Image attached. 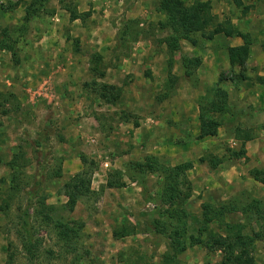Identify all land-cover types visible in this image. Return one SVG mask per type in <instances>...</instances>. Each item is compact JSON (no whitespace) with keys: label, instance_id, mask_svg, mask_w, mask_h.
Wrapping results in <instances>:
<instances>
[{"label":"rangeland","instance_id":"rangeland-1","mask_svg":"<svg viewBox=\"0 0 264 264\" xmlns=\"http://www.w3.org/2000/svg\"><path fill=\"white\" fill-rule=\"evenodd\" d=\"M30 1L0 0V39L1 31L8 30L11 39L7 40L12 42L16 50L13 55L7 49H0V107L8 110L6 114L0 115V264H6L9 254L13 256L12 264H161L163 254L168 251L167 239L153 230L157 221L162 219V210L165 208L159 200L162 176L160 173H146L131 177V162L141 161L151 154L141 153L145 147L134 143L131 147V144L127 143L129 139L132 142V137L137 136L133 133L136 130L134 127L141 121L149 125V130H160L165 124L168 125L167 117L166 122L162 121L165 115L154 114L153 107L154 103L158 106L160 101L169 100L175 90V86L171 87L167 78L169 54L163 41L171 31L159 25L165 19V15L156 9L159 0H47L43 11L32 18L27 30L22 32L17 28L23 22ZM179 1L188 5L195 0ZM201 1L209 2L214 20L203 31L193 33L195 44L180 40L179 49L173 54L172 66L173 72L175 58L179 57L184 72L186 69L190 72L189 76L184 74L183 77L191 86V92L200 93L197 100L195 99L197 104L207 88L214 83L210 82L208 75L200 81L196 73L200 56L216 50L221 56L223 42L227 44L226 41H221L222 36H226L223 32L208 37L209 32L216 24L226 21L237 29L232 19H247L249 13H255V8L252 7L254 0H240V4H237L236 0ZM257 1L264 7V0ZM247 6L248 9H245ZM66 8H76L77 12H87L89 15L70 20V13ZM250 8L253 11H250ZM259 15V18H264V12ZM89 29L94 31L91 33ZM105 32L111 37L114 36L110 53L104 52L103 56L98 51L90 53L89 49L84 51L79 48L81 37H103ZM244 33L249 34V31ZM56 37L66 38L70 45L62 42L55 44V49L58 46L55 52L68 48L67 51L81 52L86 58L80 60L67 55V58L51 61L50 67L47 68L50 71L47 74L39 73L41 78L35 79L36 75L32 71L25 75L22 63H29L27 66L35 68L36 71L45 68L39 64L37 56L44 53V49L46 52H49V49L53 51L51 46L54 44L50 40ZM250 40L249 48L254 43L252 37ZM261 47L264 48V43ZM227 48L225 53L228 57ZM138 51H144L143 56L148 54L146 60L140 61L139 64H136V61L128 64L129 55H136L140 53ZM95 54L101 57L96 64L92 60ZM119 57H123L122 60ZM196 60H199V64ZM118 61L125 64V70L122 71L120 67L116 73L108 72L107 68H114ZM186 62H189L187 68ZM75 66L85 68L86 72L73 83L80 84L87 95L91 94L95 100L98 99L99 102L93 108H66L55 95V77ZM91 68L97 70L92 71ZM127 69L129 73L126 74ZM238 70V67H230L220 73L233 77ZM98 72H103L104 75L100 77ZM177 80L178 76L176 83ZM102 82L118 88L117 93L115 92V103L105 102L95 94L96 83ZM224 82L222 86L225 88ZM132 86L135 88L133 90L140 94L139 105L136 104L137 101L130 99L129 91ZM179 89L181 100H185L183 96H186V89L183 86ZM168 90L169 93L165 95ZM169 103L165 107L161 105V109L168 110ZM112 106L115 110L111 115V111L107 109L112 110ZM214 116L216 117V114ZM65 117H69L76 127L70 124L69 129L64 128ZM108 119L111 121L109 124L106 121ZM122 122L134 125L130 133L126 132L129 139L124 141L125 146L122 149V152L129 155L127 160L112 155L106 140L110 129L118 127ZM233 131L234 133L230 131L229 135H235L237 130ZM41 132L47 139L39 147L37 142ZM74 132L76 136L71 135L70 138L69 135ZM65 133L69 140L64 137ZM242 136L243 134L239 137L236 147L226 145L224 158H232V151L239 150L244 143ZM63 147L68 148L64 150ZM262 147L264 156V146ZM81 155L97 164L91 176L93 193L81 197L74 210L69 211L63 207L66 201L63 184L82 168ZM210 155L206 154L205 158ZM77 157L79 169L76 170L72 159ZM13 158L17 163L12 167L10 161ZM160 162L172 166L161 160ZM244 163L249 165L247 156ZM253 168L264 169V157ZM14 175L15 182L11 181ZM252 180L254 183L255 179ZM253 198L264 203V185L261 182L250 191H241L226 200L218 201L217 204L211 203L214 206L234 205L236 209L211 222L209 228L224 233L226 222H230L239 224L245 234L253 237L258 234L259 237L254 238L252 255L257 264H264V207L261 213L243 214L239 209ZM41 200L55 206L51 212L54 218L84 221V227L80 228L75 241L66 243L57 240L52 224L44 223L42 214L35 215ZM25 209L29 210L31 224L34 226V257L24 248L25 238L20 222ZM199 222L200 217L187 218L185 231L182 232L186 242V236L197 232ZM189 224L194 225L193 232L189 230ZM123 226L129 229L132 226L135 232L114 238V228L120 229ZM67 246H71L70 249ZM176 258L180 264L202 261L203 264H221L219 251H208L200 244L186 247Z\"/></svg>","mask_w":264,"mask_h":264},{"label":"crops","instance_id":"crops-1","mask_svg":"<svg viewBox=\"0 0 264 264\" xmlns=\"http://www.w3.org/2000/svg\"><path fill=\"white\" fill-rule=\"evenodd\" d=\"M252 3H254L252 7L255 8V13H253V15L249 13V18L247 19H232L239 31H249L254 43L250 47L249 56L240 76L234 77L235 79L233 81L226 80L224 82L225 89L228 92V109L222 114H216V117L221 119V125L216 135L205 136L200 139L196 138L199 133V109L196 100L200 93L197 92V94H195L194 91L191 92V86H189L188 81L183 77L184 68L180 65L179 57L175 58V66L173 68V73L178 76L177 83L174 87V95L171 96L169 100L164 99L160 101V103L158 102L160 106H156L157 103L153 104L155 108L154 114L165 115L162 121L166 122L167 117L168 122L166 123H168V125L165 124L163 129L160 130H156L155 128L149 130V125L147 126L144 122L142 123V121L140 124L137 123V127H134L132 123L122 122L118 127L110 129L106 135L109 147H107L108 150L112 151V155L115 154L117 158L122 160H127L129 156L126 152H122L125 146L124 141H128L129 139L126 136V132L130 133V129L134 127L136 130H134L133 133H136L137 136L132 137V142L130 139L129 142H127L131 144V147H133L134 144L145 147L146 150L144 148L141 153H150L158 157L161 161L171 165L186 161L192 163V167L186 172L191 186L190 197L185 203L189 211V219L200 217V206L203 202L217 204L218 201L226 200L241 191H250L256 187V184H259L256 180H254V183L252 182L253 178L248 171L256 166L259 160L262 161L264 157L262 154V146H264V48L261 47V44L264 43V18H259V14L264 12V7L261 5V2L257 0H254ZM251 8L250 11H253V8ZM93 31V29H89V32L92 33ZM107 31L108 30H106V32ZM106 32L103 37L92 35L81 37L79 39L81 44L79 48L84 51L85 49H89L90 53L92 51H98L103 56L104 52L110 53L109 51L111 50L112 42H114V36L111 37ZM221 39L222 42L226 41L227 43L225 44L223 42L221 56H219L217 50L208 51L205 55L200 56V64L196 68V73L199 75L200 81L207 75L210 82L217 81L220 71L230 68V63L225 53L226 48L229 46L241 45L244 42L242 37L235 35L228 37L223 35ZM50 41L54 44H49L52 45L53 51H50L48 48L49 52H46L44 49V53H40V55L37 56L39 58H36L39 64L45 68L36 71L35 68L27 66L29 63H25V65L22 63L21 65L23 66L22 69L25 70V75H28V73L32 71L33 74L36 75L34 76L35 79H37L36 77L41 78L42 76L39 73L47 74V72L50 71V69L47 68L50 67L51 61L55 62L56 59L67 58V55L80 60L84 57L86 58L81 52L67 51L68 48H62L64 50L62 52L60 50L59 52H55L58 48L57 46L55 49V44H61L62 42V44L65 43L68 46L70 45L69 42L66 41V38L58 39L56 37ZM108 47L110 49H108ZM102 49H105V51ZM138 52L140 53L129 55L128 64H131V62L134 63L135 61L136 64H139L140 61L146 60L148 54L143 56L144 51ZM55 55H57V57ZM119 58L122 60L123 57ZM116 63L114 64V68L109 67L107 68L108 70H106L108 72H115L119 70L120 67L122 71L125 70L126 66L124 63L119 61ZM118 64L119 66H116ZM32 65L34 66L35 64L33 63ZM85 72V68L75 66L71 70L68 69L66 73L62 72L55 77V95L60 99L62 106L64 105L66 108L81 106L84 108H93L96 103L99 102L98 99L95 100L91 94L87 95L82 90L80 84L73 83L74 80L77 81L80 79L81 75ZM125 73H129V69H127ZM111 80L110 78L109 81ZM182 86L186 89V96H183V98H186L185 100H181L182 97L179 96V91L181 90L179 88ZM133 89L135 88L132 86L129 91L130 99L137 101L136 104L139 105L140 94ZM167 103H169L168 110H162L161 105L165 107ZM172 103L175 104V106ZM107 110L111 111L110 114L112 115L115 108L112 106V110ZM110 119L106 120L107 124L111 122ZM64 120H66V126L64 128L67 127L69 129L70 124H74L69 117H65ZM171 120L173 122H171ZM158 121H161L160 118ZM73 127H76V125L74 124ZM64 128L62 129L63 132L65 131ZM233 130H237L235 131V135H229L230 131L234 133ZM75 133L76 132L69 136L73 135L75 137ZM242 134L244 138L243 144L245 154L249 163L248 166L244 163L245 157H223L224 153H226V145L236 147L235 145H237L240 140L239 137ZM64 135V137L69 140L67 138L68 135L66 133ZM74 137L73 139H75ZM70 138H72V136ZM65 147H63L64 150L68 148ZM206 154H211L221 160L214 166H211L205 158ZM72 162L76 164V170L79 169L78 157L73 158ZM73 171H75V168ZM189 225L191 226V224ZM189 230L193 232L195 230L194 225L191 226ZM195 264H203V261L199 263L195 262Z\"/></svg>","mask_w":264,"mask_h":264},{"label":"trees","instance_id":"trees-1","mask_svg":"<svg viewBox=\"0 0 264 264\" xmlns=\"http://www.w3.org/2000/svg\"><path fill=\"white\" fill-rule=\"evenodd\" d=\"M47 0H31L27 6L26 14L23 17V22L17 29L25 32L28 27L29 21L35 16L39 15L46 4ZM237 4H240V0H236ZM70 13V20L76 18H85L89 15L87 12L79 13L76 8H66ZM157 11L165 15L163 22L159 25L162 28H169L171 33L163 39L165 41L169 57L168 61V73L167 78L171 87L175 86L176 76L172 72L173 66V54L179 49L180 40L184 39L192 44L196 43V39L193 37V33L203 31L210 26L214 20L213 14L210 12V5L208 1L195 0L191 4H184L179 0H159L157 5ZM248 9V6L245 7ZM223 32L226 36H240L243 38V44L237 46H229L227 48L228 61L231 69L234 67L239 68V72L233 77H227L225 73L221 72L217 81H215L210 87L207 88L205 94L200 97L198 103L199 109V133L196 138L200 139L205 136H213L217 134V130L221 125V120L216 118L215 114H222L227 111L228 92L222 86L224 81L234 80V77H239L242 69L245 66L246 60L249 56L250 35L235 29L234 26L226 21L221 24H216L212 31L209 32L208 37ZM2 38L0 39V49H7L16 54L14 45L10 40V33L8 30L3 29L1 31ZM8 39V40H7ZM101 57L99 54L92 56V60L98 63ZM199 64V60H196ZM185 63V62H184ZM186 62L185 67L187 68ZM92 71H96L97 68H91ZM184 74L190 75V72L186 69ZM103 72H98V76H103ZM118 88L107 83H96L95 94H97L103 101L108 103H115ZM169 90L165 93L167 95ZM2 104V103H1ZM8 110L0 107V115L6 114ZM1 123V122H0ZM47 139V136L42 132L38 138L37 145L40 147ZM244 144L240 146L239 150L232 151V157H246ZM82 162V168L73 174L63 184V194L66 196V201L63 207L69 211H73L78 200L86 195L92 194L91 190V176L97 164L94 160L89 159L85 155L80 156ZM203 159V158H202ZM211 166H214L220 159L210 155L206 158ZM16 159L13 158L10 161V165H15ZM192 167V163L189 161L177 163L169 166L160 162L159 158L154 155H146L143 160L131 162L130 168L134 173H130L131 177L143 175L146 173H160L162 176L161 192L159 200L165 207L162 210V219L157 221V225L154 228L155 233H160L167 239L168 251L163 254L161 264H180L177 261V254L183 252L186 247L200 244L208 251H219L221 253V264H257L252 250L254 247V238H258V234L250 236L243 233L241 226L237 223L226 222L224 233L215 232L210 230L209 224L215 220H219L228 212H232L236 209L234 205H221L214 206L211 203L201 204L200 222L195 234H189L187 242L182 237V232L185 231L187 218L189 213L185 208V201L190 195V182L187 179L186 172ZM250 175L257 181L264 185V169L252 168L249 171ZM15 175L11 181L15 182ZM182 187V189H181ZM40 208L35 210V215L40 213L43 215V222L52 224L57 237V240L68 242L75 241L79 236L80 228L84 227V221L82 220H68L64 221L58 218H54L51 212L55 209V206L48 205L41 200L39 202ZM264 207V203L256 198H253L242 207L240 211L243 214L247 212L261 213ZM21 227L24 232V248L30 256L34 257L36 252L34 233L32 229L34 226L31 224V215L29 210L25 209L23 216H21ZM135 232L134 227L131 229L123 226L113 230L112 234L114 238H121L130 235ZM70 249L71 246H67ZM74 248H72L73 250ZM13 256L8 255L6 264H12Z\"/></svg>","mask_w":264,"mask_h":264}]
</instances>
